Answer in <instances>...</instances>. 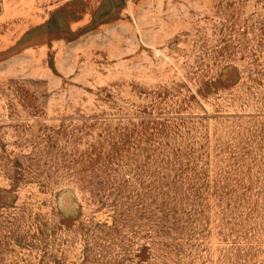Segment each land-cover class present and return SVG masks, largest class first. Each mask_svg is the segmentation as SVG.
I'll list each match as a JSON object with an SVG mask.
<instances>
[{"label": "rangeland", "instance_id": "obj_1", "mask_svg": "<svg viewBox=\"0 0 264 264\" xmlns=\"http://www.w3.org/2000/svg\"><path fill=\"white\" fill-rule=\"evenodd\" d=\"M0 264H264V0H0Z\"/></svg>", "mask_w": 264, "mask_h": 264}]
</instances>
